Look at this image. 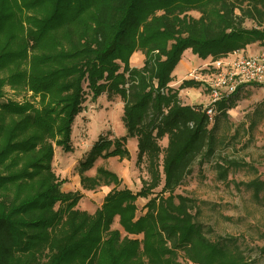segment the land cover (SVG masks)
Wrapping results in <instances>:
<instances>
[{"label": "trees", "instance_id": "obj_1", "mask_svg": "<svg viewBox=\"0 0 264 264\" xmlns=\"http://www.w3.org/2000/svg\"><path fill=\"white\" fill-rule=\"evenodd\" d=\"M252 44L264 46V0H0V98L8 87L23 99L0 102V264H251L227 240L211 241L195 200L176 194L195 162L214 160L218 140L204 108L178 96L202 83L170 84L187 50L215 60ZM136 52L143 64L131 68ZM239 90L213 105L215 121ZM101 95L122 102L124 134L99 136L78 161L82 191L113 187L89 214L52 163L55 147L73 153L75 119ZM129 140L148 175L137 192L104 168L85 175L98 160H129ZM213 167L226 181L245 164L221 157ZM240 185L257 198L264 190L256 179ZM138 199H148L140 216Z\"/></svg>", "mask_w": 264, "mask_h": 264}, {"label": "rangeland", "instance_id": "obj_2", "mask_svg": "<svg viewBox=\"0 0 264 264\" xmlns=\"http://www.w3.org/2000/svg\"><path fill=\"white\" fill-rule=\"evenodd\" d=\"M188 15L198 16L196 12H189ZM244 27L249 29L251 25L246 23ZM251 51L255 50L251 49ZM137 54L138 57L144 58L141 53ZM142 64L129 60L131 68H140ZM189 64L190 61L187 62V65ZM190 69V72L195 71L203 75L196 71L197 67L191 68L190 65ZM188 72L189 70L183 69V65L177 66L176 80H187ZM4 90L0 102L7 104L11 101L21 104L23 100L20 99L21 94L9 90L8 87ZM189 92L186 98L187 100L190 98V102L194 103L190 106L204 108L209 104L208 92L203 87L190 88ZM26 101L37 106L38 97L28 93ZM233 102L234 107L227 111L226 118L218 117L215 121V113L212 116L209 128L214 124V134L218 140L214 160L200 167L199 162H195L190 175L176 190V194L195 200L198 209L195 220L211 241L218 238L227 240L232 247H237L251 264H264V190L257 198L253 196L252 189L240 185L255 179L264 182V86L251 85L241 88ZM121 109L122 102L118 97L109 100L105 95H101L95 102H90L88 97L83 104V111L77 116L73 125V153L65 154L59 148H54L52 170L59 180L63 181L61 186L63 192L78 191L82 194L76 207L80 211L92 214L113 188L109 186L90 192L82 191L76 166L99 136L112 139L124 134V130L122 134L120 132ZM166 143V139H163L159 145L164 148ZM126 148L130 154L129 160L120 161L117 158L98 160L85 175L94 176L97 168H104L120 179L121 185L118 189L125 188L137 192L142 182L148 180V175L145 165L139 168L135 166V140L127 141ZM221 157L243 163L245 167L230 169L227 180L220 181L213 163ZM160 188L154 191V195L160 191ZM147 201L148 199L137 200L135 203L137 216L144 213V205ZM112 229L122 233L117 220L114 221Z\"/></svg>", "mask_w": 264, "mask_h": 264}, {"label": "built area", "instance_id": "obj_3", "mask_svg": "<svg viewBox=\"0 0 264 264\" xmlns=\"http://www.w3.org/2000/svg\"><path fill=\"white\" fill-rule=\"evenodd\" d=\"M196 71L203 75L195 71L188 72L187 80L201 82L207 90L209 104L204 110L209 120H212L216 102L234 95L238 88L264 86V50L255 54L237 51L220 59H209Z\"/></svg>", "mask_w": 264, "mask_h": 264}, {"label": "crops", "instance_id": "obj_4", "mask_svg": "<svg viewBox=\"0 0 264 264\" xmlns=\"http://www.w3.org/2000/svg\"><path fill=\"white\" fill-rule=\"evenodd\" d=\"M251 49L255 50V51H251ZM250 50V51H249ZM264 50V46H261L259 44H252V45H249L246 47V49L244 50H241L240 53H245V54H255L259 51H262ZM251 52H254V53H251ZM140 54V52H136L134 53L131 58H130V61L131 60H135L136 62L142 64V61L144 60V58L142 59V57H138V54ZM196 59V60H195ZM190 61V64L187 65V62ZM207 61H209V59H206V60H200L198 59L197 57L191 55L190 51L187 50L183 53L182 55V58L180 60V62L178 63L177 66H182L183 65V69L184 70H189L190 72V65H191V68H194V67H198L200 65H203L205 64ZM177 66L175 67L173 73H172V82L170 84V87L176 89L178 88V86L181 84L182 80H176L175 78V71H176V68ZM193 66V67H192ZM190 88L189 89H183L181 91H179V98H180V101L182 102L183 105H192L194 103L190 102V98L187 100V96L190 94ZM190 97V96H189ZM184 102H187L184 104ZM123 128H122V124H121V128H120V132L121 134L123 133ZM123 136V135H122ZM121 137V136H120Z\"/></svg>", "mask_w": 264, "mask_h": 264}]
</instances>
